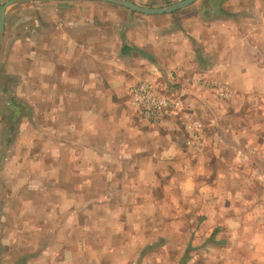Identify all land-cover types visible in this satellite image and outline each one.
<instances>
[{"label": "crops", "instance_id": "crops-1", "mask_svg": "<svg viewBox=\"0 0 264 264\" xmlns=\"http://www.w3.org/2000/svg\"><path fill=\"white\" fill-rule=\"evenodd\" d=\"M168 1L128 2L160 7ZM201 82L225 84L234 95L248 94L256 100L264 94V0H198L177 12L154 16L81 0L33 2L9 9L0 47V99L4 102L0 101L8 99L11 106L16 101L27 104L39 132L45 129L44 123L48 134L74 137L66 144L74 153L67 156L66 165L49 164L47 176L38 182L41 188L29 190L24 184L30 176L23 174L19 159L11 157L17 143H8L0 155V264H65L71 246L84 245L80 234L87 230L89 213L87 202L83 207L72 206V199L83 194L80 188L72 192V167L77 166L82 184L89 166H105L109 160L104 159L109 158L115 161V191L119 183L127 191L126 195L115 192L116 231L146 227L136 220L145 222L157 200L145 185L151 181L154 185L158 179L154 168L165 167L168 184L178 176L185 191L182 197L197 191L201 202L212 200L213 206L206 210L199 205L197 214L224 216L223 221L203 222V230L213 229L205 241L209 243L220 223L229 247L262 246L263 223L257 219L262 208L256 201L246 205L254 196L247 187L250 178L264 182L258 171L264 164V132L261 126L250 127L245 119L262 121L264 114H230L232 107L203 89ZM140 83L180 99L185 112L203 123L206 142L198 152L186 149L176 118L168 119L167 123L173 121L170 128L142 121L135 124L128 95ZM110 119L113 125L105 123ZM103 134L110 138L109 154L100 161L96 152L105 149L100 145L103 138L89 141V135ZM89 151L95 152L91 161ZM193 157L190 167L187 162ZM182 163L183 177L177 174ZM236 164L240 169L233 168ZM61 165L64 169L57 170ZM135 168L145 169L139 174ZM140 182L145 184L143 196L139 194L136 202ZM221 200L225 205L220 211ZM235 200H240V208ZM179 212L182 209L174 213ZM120 215L125 216L117 224ZM122 236H115V257L122 251L118 262L131 264L129 248L139 244V237L131 234L119 244L116 238ZM238 263L264 264V258L246 256Z\"/></svg>", "mask_w": 264, "mask_h": 264}, {"label": "rangeland", "instance_id": "rangeland-1", "mask_svg": "<svg viewBox=\"0 0 264 264\" xmlns=\"http://www.w3.org/2000/svg\"><path fill=\"white\" fill-rule=\"evenodd\" d=\"M8 1L9 0H0V8ZM181 1L183 0H171L165 2L164 5L160 7H151L152 3L150 2L145 4V6H139L142 8L163 9ZM162 3L163 2L161 1V4ZM224 85L221 83L211 82L200 83V86L203 89L210 92L218 100L226 102L230 105V107H232L230 114H264V94H259L260 96L258 100H256V98L252 95L248 94L245 96H236L230 91L228 87H225ZM217 88L224 89L226 93L224 98L219 97L216 92L212 90ZM2 98L3 97H1L0 100H2ZM129 98L130 91L128 95V99ZM2 101L4 102V100ZM2 101H0V155H2V152L5 151L8 143H17V145H14L16 147H13L11 150V157L13 159H19L18 161H20L21 168H24L23 174L30 176V179H28V182L24 184V187H29V190H37V188L40 189L41 184L38 182L42 180L43 176H47L46 172L49 170L48 165L53 164L54 162H60V164H63L64 162L66 165L67 163L65 160L67 159V156L70 153L73 156L74 152H69L66 144L69 142L72 143L74 137L67 135L54 136L51 133L48 134V125H45L44 123L41 125H43L45 129L43 128L42 131L39 132L37 126H34L31 121L32 114H29L30 109L27 104L18 103L16 101L11 106L8 102V99H5V103H2ZM124 105L125 109L129 110L127 103ZM131 110V113L135 114L136 125L144 122L149 126L160 127L144 121L138 112L134 111L132 108ZM112 112L115 114V108H113ZM105 114H107V111ZM185 117H189L190 120L201 125L199 138H201L202 146L204 142H206L204 125L202 122L192 118L189 113L185 112L184 108H182V111L175 117H172L178 120V122H175L177 129L183 130L185 134L184 145L186 149L189 151V153L194 154L193 149L187 144L189 140L185 129ZM169 118H167L166 121H168ZM241 119H243V117ZM245 120L252 128L261 126L264 132V119L259 121L254 117H248ZM25 121L26 123H24ZM43 121L46 123V118L43 119ZM112 122V119H110L105 123L113 125ZM172 122L173 121H170L165 127L170 128ZM258 122H260V124H257ZM103 132H107V127L103 129ZM108 136L109 135L107 134H103V136L89 135V141L95 138H103V142L100 145H103L105 149L102 150L103 152H96L99 153L100 161L103 160L101 156L109 154L107 147L109 146L108 141L110 138ZM94 153V151H89V161L93 159L91 154ZM194 159L195 158L193 157L192 160H189L187 165L190 167L193 166ZM104 160H109L104 162L105 166H89L88 169H86L87 176H84L86 182H82V184L79 182L77 166L72 167V174H74L71 180V187L73 188L72 192L79 190V188L83 191L82 198H80V194H78L76 198L72 199V206L81 205L83 207L87 202L89 213L87 219V230L82 231L80 234L81 237L79 236L84 242V245H82V247L78 245H72V254L67 257L65 264H120L118 262V258L122 255L120 254L122 251H120L118 253L119 255L115 257L116 251L114 247L115 236H118V234L124 235L122 237L116 238L119 244L121 242H127V239L131 234L137 235L136 237H139L137 239V243L139 244L135 245V247L129 248V251L133 253L132 257L134 260L131 264H186L187 262H190V264H239L238 260H240L241 257H250L258 254L264 258V239L263 242H261L262 246H239L238 244H234V247L231 248L228 246V236L223 229V225L220 223L219 226H217V228L214 230L215 235L210 239L209 243L205 241L213 229L208 231L203 230L201 227L203 222L212 224L214 222L223 221L224 216L218 214L212 215L210 218L206 211L205 215L197 214V209L201 208L198 207L199 205H201L202 208L206 210L207 208H211L213 206L212 200L205 203L201 202L197 191H195V193L190 197H182L183 190L180 188V184L178 182L179 178H177L178 176L173 179V182L168 184L169 177L165 175V171H167L165 167L154 168L157 170L158 177L154 185L152 181L150 184L146 182V185L143 184V182H140L141 184L136 183V202H138L140 199V197H138L139 194L143 196V185H145L147 188H151L152 192L150 191V193H152L153 196H155V200H157V205L152 207L151 214L148 215V217L146 216L145 222H143V219L141 218V220L139 218L138 221L136 220V223L140 221V227L142 226L141 223H145L146 227L143 229L141 228L142 230L136 229V231H133L132 229L130 231H116L114 212L115 198L117 197H115V192L117 191L118 193H124L126 195L127 191L121 189V183H119L120 188L116 189L115 191V161L113 162L110 158ZM184 161L185 159L181 162ZM112 162L113 165L111 164ZM182 164L183 165H181V167H178L179 171L177 174L179 173L183 177L185 174L183 172L185 163ZM63 166L64 165H61L57 170L62 171L64 169ZM233 168L240 169L238 164L233 165ZM144 169L145 168H135V171L140 170L139 174H142ZM33 171L39 172V174L36 175L41 176L40 179H38V176H35L32 173ZM258 171L264 176V164L261 165V167H258ZM53 177L59 178L57 174H54ZM128 177L131 178V181L135 182L134 177ZM141 178H143V175H141ZM118 180H121V176L118 178ZM57 185L59 184L57 183ZM236 186L238 187L239 184H236ZM247 187L248 191L254 196L247 200L246 206H248V204L254 203L255 201L257 202V206H261L262 212L257 215V219L258 221L260 219L262 220L261 223H263V225H261V227L264 231V182H260L259 180L257 181L255 177L250 178ZM256 195L258 197H256ZM57 198V201H59L60 198ZM119 198L120 197H118V200L120 201L121 199ZM235 201V207L240 208V204L238 203L240 200ZM194 205L196 207H194ZM217 205L221 211V207H224L225 202L221 200L219 203H217ZM176 209H178V211L182 209V212H179L178 215H175L174 212ZM124 216L125 215L116 216L118 217L116 223H122L120 218ZM254 217L255 216L252 215V218ZM210 219L212 223L209 222ZM119 220H121V222H119ZM125 222H127V220H125ZM197 224L200 226V229L198 228V230H195V225ZM130 239L133 240V238ZM86 240H88V244ZM146 242L148 243L145 244ZM203 242L205 244H201ZM234 260L237 263H234ZM3 264H12V262H5ZM21 264L24 263L22 262ZM57 264L62 263L57 261Z\"/></svg>", "mask_w": 264, "mask_h": 264}, {"label": "built area", "instance_id": "built-area-1", "mask_svg": "<svg viewBox=\"0 0 264 264\" xmlns=\"http://www.w3.org/2000/svg\"><path fill=\"white\" fill-rule=\"evenodd\" d=\"M216 94L224 98L226 93L224 89H212ZM130 106L138 112L141 118L156 126L165 127L167 118L175 117L182 111V102L178 98L159 94L151 85L140 83L130 90ZM186 133L188 135V145L196 153L202 147L199 133L201 125L185 117Z\"/></svg>", "mask_w": 264, "mask_h": 264}, {"label": "water", "instance_id": "water-1", "mask_svg": "<svg viewBox=\"0 0 264 264\" xmlns=\"http://www.w3.org/2000/svg\"><path fill=\"white\" fill-rule=\"evenodd\" d=\"M64 1H74V0H9L0 8V47L3 38L4 32V21L6 12L18 5L25 4V3H32V2H64ZM81 1H95V2H102L106 4H111L115 6L122 7L126 10H129L134 13H139L147 16H154V15H166L177 12L184 8L189 7L191 4L195 3L198 0H183L181 2L175 3L169 7L163 9H153V8H142L139 7L131 2L125 0H81Z\"/></svg>", "mask_w": 264, "mask_h": 264}]
</instances>
